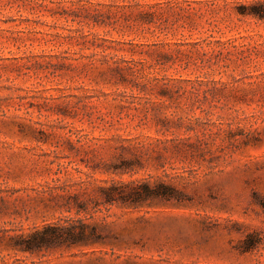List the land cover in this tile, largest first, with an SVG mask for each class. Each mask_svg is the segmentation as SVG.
Returning <instances> with one entry per match:
<instances>
[{
	"label": "rangeland",
	"instance_id": "374dc122",
	"mask_svg": "<svg viewBox=\"0 0 264 264\" xmlns=\"http://www.w3.org/2000/svg\"><path fill=\"white\" fill-rule=\"evenodd\" d=\"M263 6L0 0V264H264Z\"/></svg>",
	"mask_w": 264,
	"mask_h": 264
},
{
	"label": "trees",
	"instance_id": "16d2710c",
	"mask_svg": "<svg viewBox=\"0 0 264 264\" xmlns=\"http://www.w3.org/2000/svg\"><path fill=\"white\" fill-rule=\"evenodd\" d=\"M259 18H262V19H264V6H263V8H261V9H258L257 11H256V13H255ZM57 238V237H56ZM27 247H25V248H30V244H28V245H26Z\"/></svg>",
	"mask_w": 264,
	"mask_h": 264
}]
</instances>
